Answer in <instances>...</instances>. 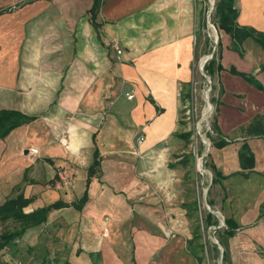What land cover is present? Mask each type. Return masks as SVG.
I'll return each instance as SVG.
<instances>
[{
  "label": "crops",
  "instance_id": "0c3cea01",
  "mask_svg": "<svg viewBox=\"0 0 264 264\" xmlns=\"http://www.w3.org/2000/svg\"><path fill=\"white\" fill-rule=\"evenodd\" d=\"M7 1L14 0L0 3ZM24 1L17 0L14 11L0 9H10L0 13V110L34 120L0 141V206L22 186L32 199L26 213L57 201H78L97 151L100 166L83 209L53 210L45 224L25 234L51 223L62 228V249L69 236L70 245L78 243L70 264H93L89 254L100 264H196L181 238L146 229V185H165L168 154L185 134L182 105L191 91L193 62L209 55L207 41L196 49L202 27L198 0H103L99 32L90 20L93 0H38L19 7ZM235 7L239 26L264 33V0H236ZM220 44L217 122L232 143L212 148L210 166L222 175L213 184L227 193L246 189L259 176V166L264 168L256 155L264 139L241 131L264 115V92L231 73L252 75L264 86V48L247 39L240 54L223 31ZM243 144L254 155L251 170L240 166ZM54 168L63 169L59 180ZM39 169L47 178L52 170L51 180L72 175L71 189H58L59 182L51 183L54 189H36L43 187L35 177ZM45 190L57 198L41 203L38 193ZM63 212L76 217L54 220ZM233 215L239 229L249 223L247 216ZM54 241L50 235L41 244L53 248ZM233 246L230 264H240ZM12 256L18 261L10 252L4 260Z\"/></svg>",
  "mask_w": 264,
  "mask_h": 264
},
{
  "label": "rangeland",
  "instance_id": "374dc122",
  "mask_svg": "<svg viewBox=\"0 0 264 264\" xmlns=\"http://www.w3.org/2000/svg\"><path fill=\"white\" fill-rule=\"evenodd\" d=\"M217 2L218 0H213L212 5L210 0H198L199 19L202 27L201 31L196 33V49L198 51V48L207 41L209 44V55L211 53L213 55L218 54V42L222 34V31L215 24L214 13ZM17 3V0L0 3V9L1 7H8L14 11L17 9ZM213 30L215 31L213 32ZM201 59L202 57H199V59L193 62V78L196 83L194 93L195 120L203 119V113H206L202 121V133L211 142V139L216 137V133L212 129V121L215 115V105L217 108L221 105L219 101L220 94L217 91L215 80L212 79V90L208 93V101L212 108L208 110L205 100L207 88L206 86L203 88L204 82H201L199 79L202 76L199 70ZM212 98H214L216 103H211ZM182 126L183 133H188L189 138L188 140L182 139L180 144L169 152L165 185L155 188L146 185V229L163 233L167 239L174 237L181 238L186 246L187 241L191 240L197 233V225L199 224L200 229L198 234L201 235V239L196 243L202 244L203 249L200 252L202 260L196 264H225L222 261L224 249L219 243V236L226 230L225 220L230 216H234V213H241L249 218V223L240 225L235 239H225L228 258L232 251L231 245L233 244L235 247L233 246L234 253L232 255L238 263L264 264V168L259 166V176L253 177L251 183L247 182L246 189L230 188L226 189L227 193L222 192L218 185L212 183L213 172L210 168L211 151L214 148L212 142L210 151L207 152L201 138L198 135H194V139H192L191 135H193V132L186 130L183 121ZM194 146L197 155L199 157L203 156V166L207 171L205 174L198 172L197 160L194 156L196 153L193 151ZM262 147V153L257 149L256 155L258 156V162L263 165L264 145ZM62 171L63 169L61 168H54V177L57 176L58 178L59 173L63 174ZM45 174L46 172L40 169L39 171L36 170L35 177L38 183L41 182L43 185V187L36 189H54L51 186L53 182L54 184L61 183V187L58 189H68V191L71 189L72 175H62L63 178L58 181L59 178L58 180L57 178L51 180L52 177L50 175L53 174L52 170L48 178ZM27 177L29 178V174ZM24 188L25 186H22L19 192H25ZM46 191L42 192V194L38 193L39 201L41 200L40 202L43 204L57 198L55 193L50 192L46 194ZM207 213H211L216 221L214 225L208 228L204 224ZM75 217V214L70 215L68 212H63L61 216L55 217L54 220L58 218L61 221L68 222ZM152 220L155 222H151ZM156 221H160L163 225H158ZM219 221H223V226L220 229L214 228L219 225ZM149 223L152 224L149 225ZM3 226L4 228H10L7 224H3ZM64 230L67 231L66 229ZM61 232L62 228L61 230L60 227L56 229V225L51 223V226L49 225L41 231L39 229L38 232L25 234L24 238L9 251L10 253H15L16 259L23 264H70V260L74 261V254H76L78 243L75 241L74 244L70 245L71 240L69 236L64 249H62V244H59L62 241L60 240L62 238ZM50 235L52 239H55V246L53 248L49 246L46 249L41 243L42 240L46 239L47 236L50 237ZM109 235H111L110 232ZM35 246H39L37 252L34 251ZM230 257L232 256L230 255ZM92 262L93 264H100V258L95 256L92 258Z\"/></svg>",
  "mask_w": 264,
  "mask_h": 264
},
{
  "label": "trees",
  "instance_id": "16d2710c",
  "mask_svg": "<svg viewBox=\"0 0 264 264\" xmlns=\"http://www.w3.org/2000/svg\"><path fill=\"white\" fill-rule=\"evenodd\" d=\"M38 0H26L20 6H24L33 3ZM103 0H93L92 8L89 11L90 20L97 32H99L100 24L98 23V13L101 8ZM236 0H218L215 5V24L220 31L229 35L232 41V48L241 54V46L243 42L247 39H252L258 43L262 48H264V33H259L251 28L241 27L237 24L238 12L235 7ZM10 9L1 10L0 13L9 12ZM220 41L218 42V54H214L212 59L209 60L204 65V73L211 78H214L223 70L220 64ZM198 58H196L197 60ZM231 73L243 78L250 85L256 89L264 92V86L261 85L252 75H246L238 73L235 70H231ZM201 82L204 81L203 77L200 76ZM201 87V85H200ZM221 94V90L219 91ZM211 103L214 104L216 101L214 98L211 99ZM218 108L215 105V115L212 121V129L216 133V137L211 139L212 146L216 148H223L232 143V141H226L219 130L218 122ZM33 117L24 115L23 113L15 110H0V141L8 136L13 130L26 125L33 121ZM241 131L245 132L249 136H257L264 139V115L256 116L250 124L242 128ZM184 140H188L189 134L182 135ZM239 161L242 169L251 170L255 166L254 155L247 144H243L239 150ZM99 153L94 152V160L92 165L87 171L86 179V190L83 196L76 202L71 204H66L62 201L54 202L46 207L35 209L29 213L25 212V209L31 204L32 199L26 198L23 192H19L20 189H16L19 193L6 200L0 206V224H7L10 228H5L0 232V264H23L21 261H16L12 256L10 260H4V255L9 250L15 246V242L21 239L24 234L33 228H37L47 222L48 215L53 210H59L62 208L73 207L77 211H81L88 201V188L91 180L96 176L98 167L100 166V161L98 160ZM213 172L212 183L219 181L222 178L221 173H219L215 167L210 166ZM210 205V204H209ZM212 205V204H211ZM216 223L215 218L211 213H207L204 219L205 227L208 228ZM226 230L222 232L219 236V243L222 246V261L225 264H230L227 248L225 245V239L232 238L236 231L239 229V225L235 222L233 218H227L225 220ZM200 225H197V233L188 240L186 243V251L197 261L201 262L202 257L200 252H202L203 245L196 243L201 239V235L198 234ZM80 251H78L79 253ZM14 255V253H12ZM94 254H89L90 258H93Z\"/></svg>",
  "mask_w": 264,
  "mask_h": 264
},
{
  "label": "built area",
  "instance_id": "2783aa9c",
  "mask_svg": "<svg viewBox=\"0 0 264 264\" xmlns=\"http://www.w3.org/2000/svg\"><path fill=\"white\" fill-rule=\"evenodd\" d=\"M206 58H207V56L200 60L199 70H200L201 75H202V77L204 79L203 88L205 86L207 88V90L205 92V100H206L207 105H208V110L209 109L211 110L212 107H211V104L208 101V93H210L211 90H212V80H211V78L209 76H207L204 73L203 69H204V65L209 60H211L212 58L209 59V60H206ZM195 84H196L195 80H194V78L192 76L190 94L185 99V101H184V103L182 105V121L184 122L186 130L193 132V135H191L192 139H194V135H198L201 138L203 145L206 147L207 152H209L210 148H211V142H210L209 138L204 136L205 134L202 133V131H203V126H202L203 122L202 121L204 120V117H205L206 113H203L204 114L203 115L204 116L203 119L197 120V121L195 120V117H196L195 95H194V93H195ZM195 150H196V148L194 146L193 147L194 153H196ZM28 153L30 155H35V154H37V150L36 149H29ZM194 156H195V158L197 160L198 172H200L201 174H205L207 171L204 169V166H203V162H202L203 161V156L199 157V155H197V153ZM222 226H223V221H219V225L217 227H214V228L220 229Z\"/></svg>",
  "mask_w": 264,
  "mask_h": 264
},
{
  "label": "water",
  "instance_id": "95a60500",
  "mask_svg": "<svg viewBox=\"0 0 264 264\" xmlns=\"http://www.w3.org/2000/svg\"><path fill=\"white\" fill-rule=\"evenodd\" d=\"M211 10H212V9H211ZM212 56H213V53H211L209 56H207L206 60H209V59H211V58H212Z\"/></svg>",
  "mask_w": 264,
  "mask_h": 264
},
{
  "label": "bare ground",
  "instance_id": "6f19581e",
  "mask_svg": "<svg viewBox=\"0 0 264 264\" xmlns=\"http://www.w3.org/2000/svg\"><path fill=\"white\" fill-rule=\"evenodd\" d=\"M210 3L213 5V0H210ZM215 30H213V32H214ZM216 35V34H215ZM215 38H216V36H215ZM207 110V109H206Z\"/></svg>",
  "mask_w": 264,
  "mask_h": 264
}]
</instances>
